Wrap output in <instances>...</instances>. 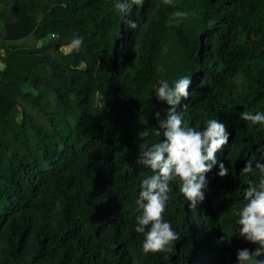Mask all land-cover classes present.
I'll list each match as a JSON object with an SVG mask.
<instances>
[{
    "label": "trees",
    "instance_id": "16d2710c",
    "mask_svg": "<svg viewBox=\"0 0 264 264\" xmlns=\"http://www.w3.org/2000/svg\"><path fill=\"white\" fill-rule=\"evenodd\" d=\"M174 3L145 0L125 16L115 0H0V264H238L251 250L237 214L261 179L264 125L240 115L264 112V0ZM176 11L189 15L169 26ZM77 35L81 49L63 52ZM184 76V125L216 118L229 144L195 209L170 182L163 215L180 239L145 255L135 201L153 173L137 164L138 133L159 128L155 112L166 118L159 81Z\"/></svg>",
    "mask_w": 264,
    "mask_h": 264
},
{
    "label": "clouds",
    "instance_id": "9594fccd",
    "mask_svg": "<svg viewBox=\"0 0 264 264\" xmlns=\"http://www.w3.org/2000/svg\"><path fill=\"white\" fill-rule=\"evenodd\" d=\"M167 6L175 7L174 0H163ZM145 0H115L114 8L122 15H128L133 5L137 9L142 8ZM189 13L176 11L172 13L168 24H177L181 19L187 18ZM127 28L135 31L139 24L137 21L128 19ZM83 37L75 36L70 48L79 51L83 45ZM191 79L187 76L181 77L170 86L167 80L159 81V87L155 89L159 101L166 103L169 107L166 118L161 119L160 112H155L159 128L153 130L146 127L138 133V139L143 141L139 145L140 154L138 165L149 168L152 175L142 179L140 190L135 203L138 211L142 214L136 217V232L144 234L142 250L145 255L149 253H168L175 248V242L180 239L172 224L164 219V213L168 202L171 200L172 188L170 182L178 180L179 192L190 202V207L195 209L199 202L205 200L204 190L208 181L206 173L217 165V153H220L229 144L230 133L225 124L218 119L206 120V127L197 130L184 125L176 106L181 99L189 97ZM240 119L249 123V127L264 125V112H242ZM143 123V122H142ZM163 139L159 142L148 144L146 138L154 134L161 135ZM264 160V154L261 155ZM255 168L259 170L261 179L259 184L249 181L245 191L244 199L247 201L238 212L239 235L248 242L258 245L251 251L247 248L238 250V264H264V163L256 162ZM253 171V162L248 160L241 169L242 175ZM229 169L223 162L219 163L220 177H225Z\"/></svg>",
    "mask_w": 264,
    "mask_h": 264
},
{
    "label": "rangeland",
    "instance_id": "374dc122",
    "mask_svg": "<svg viewBox=\"0 0 264 264\" xmlns=\"http://www.w3.org/2000/svg\"><path fill=\"white\" fill-rule=\"evenodd\" d=\"M44 41H45V40H43V41H41V42H44ZM62 50H63V52H65V53L69 52V51L71 50L70 45H69V46H66V47H64V48H62ZM143 121H144L143 118L138 114V116L136 117V123H137L138 127H142V125H143L142 122H143ZM257 247H258V245L251 243V251H254ZM258 258H259V257H257V259H258Z\"/></svg>",
    "mask_w": 264,
    "mask_h": 264
}]
</instances>
